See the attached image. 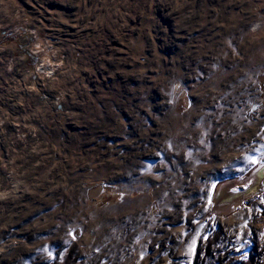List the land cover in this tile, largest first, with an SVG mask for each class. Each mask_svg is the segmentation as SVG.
Returning <instances> with one entry per match:
<instances>
[{
	"label": "rangeland",
	"instance_id": "374dc122",
	"mask_svg": "<svg viewBox=\"0 0 264 264\" xmlns=\"http://www.w3.org/2000/svg\"><path fill=\"white\" fill-rule=\"evenodd\" d=\"M263 172L264 0H0V264H264Z\"/></svg>",
	"mask_w": 264,
	"mask_h": 264
},
{
	"label": "bare ground",
	"instance_id": "6f19581e",
	"mask_svg": "<svg viewBox=\"0 0 264 264\" xmlns=\"http://www.w3.org/2000/svg\"><path fill=\"white\" fill-rule=\"evenodd\" d=\"M52 19V18H51ZM51 55V54H50ZM262 175H264V172L262 173Z\"/></svg>",
	"mask_w": 264,
	"mask_h": 264
}]
</instances>
